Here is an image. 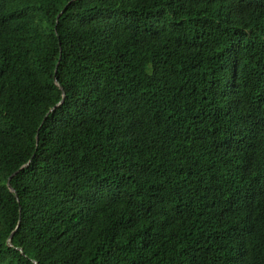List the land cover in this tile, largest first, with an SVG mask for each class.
I'll return each mask as SVG.
<instances>
[{
  "label": "trees",
  "instance_id": "1",
  "mask_svg": "<svg viewBox=\"0 0 264 264\" xmlns=\"http://www.w3.org/2000/svg\"><path fill=\"white\" fill-rule=\"evenodd\" d=\"M0 264H264V0H0Z\"/></svg>",
  "mask_w": 264,
  "mask_h": 264
},
{
  "label": "water",
  "instance_id": "2",
  "mask_svg": "<svg viewBox=\"0 0 264 264\" xmlns=\"http://www.w3.org/2000/svg\"><path fill=\"white\" fill-rule=\"evenodd\" d=\"M62 11L63 10H61L59 13H58V15H57V18L59 17V15L62 13ZM57 65H58V63H56V68H57ZM56 68H55V72H56ZM60 87V89L62 90V88H61V86H59ZM64 91L62 92V99L55 105V106H53L51 109H50V111H52L53 109H55L62 101H63V99H64ZM46 118V116L44 117V119ZM27 165V163L26 164H24L23 166H21L19 169H17L12 175H14L15 173H17L19 170H21L22 168H24L25 166ZM11 178V176L8 178V180ZM7 186L10 188V190H13L12 189V187L10 186V184H9V181H7ZM17 197V196H16ZM12 234H13V231L11 232V234L8 236V238H7V244L9 245V246H11L12 244H11V237H12ZM21 250V249H20ZM34 263H36V261H34Z\"/></svg>",
  "mask_w": 264,
  "mask_h": 264
}]
</instances>
